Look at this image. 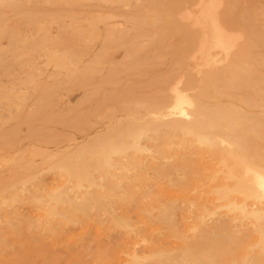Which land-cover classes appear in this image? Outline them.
Returning a JSON list of instances; mask_svg holds the SVG:
<instances>
[{
  "label": "rangeland",
  "instance_id": "rangeland-1",
  "mask_svg": "<svg viewBox=\"0 0 264 264\" xmlns=\"http://www.w3.org/2000/svg\"><path fill=\"white\" fill-rule=\"evenodd\" d=\"M176 80L188 128L159 112ZM242 162L264 0H0V264H264Z\"/></svg>",
  "mask_w": 264,
  "mask_h": 264
},
{
  "label": "bare ground",
  "instance_id": "bare-ground-1",
  "mask_svg": "<svg viewBox=\"0 0 264 264\" xmlns=\"http://www.w3.org/2000/svg\"><path fill=\"white\" fill-rule=\"evenodd\" d=\"M183 14H185V11ZM187 14L184 16H187ZM230 39H231V37H230ZM232 39H235V38H232ZM238 41H239V39H238ZM204 42H206V41H204ZM200 44H203V43H200ZM204 44H203V46H204ZM215 47L224 50V52H226V50L228 48L227 44L222 39V37L219 40V42H217ZM230 51H227L226 53H229ZM171 94H173L171 100L168 103H166L163 107H161L159 112H160L162 118L165 121H167V123H169L173 128H175V129L188 128L187 127L189 125L188 122L189 123L191 122V119L193 116L192 112H193L194 102L191 98H189L188 96H186L184 94L183 90L181 89V81L180 80H176L175 82H173L171 84ZM191 129H193V128L191 127ZM199 133H200V137L202 139L210 140V138L207 135H205L204 132L199 131ZM211 138H218L220 140L219 143L221 145L226 144V143L228 145H231L223 136H221L219 134H213V135H211ZM242 166H243V175L247 178L249 184L247 183L248 185L246 184L244 189L241 186L231 184L230 186H228L227 192H236V193H240L242 195H244L245 192L249 193V195L253 199V202L251 204L252 209L246 208V202H245L246 197L244 196L241 199V211L244 214H249V215H252L256 218H258V217L260 218L261 216H264V169L259 168L256 165H251V164L246 163V162H242ZM259 193H261L262 196L259 197ZM192 229L193 228L189 225L185 226V232L186 233L190 232ZM254 234H255L254 240L256 241V243L261 245L262 248H264V229H263V227L257 226L254 229ZM137 245H138V243L133 244V246H132L133 252L136 251ZM131 254H132V252H130V251H127V253H126L127 256H130Z\"/></svg>",
  "mask_w": 264,
  "mask_h": 264
}]
</instances>
